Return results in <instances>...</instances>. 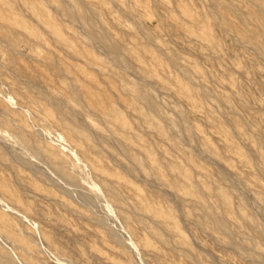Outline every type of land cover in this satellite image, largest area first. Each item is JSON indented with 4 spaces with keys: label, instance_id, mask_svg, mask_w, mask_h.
<instances>
[{
    "label": "rangeland",
    "instance_id": "1",
    "mask_svg": "<svg viewBox=\"0 0 264 264\" xmlns=\"http://www.w3.org/2000/svg\"><path fill=\"white\" fill-rule=\"evenodd\" d=\"M37 1L71 38L63 49L23 0H0V264L4 256L16 264H264L218 231L216 240L198 222L202 209L186 189L239 186L250 203L245 211L264 226V173L239 135L260 141L264 152L260 48L225 30L212 0H105L101 22L131 56L129 68L78 22L57 15L56 7H73L70 0ZM238 1L245 10H264L252 0ZM142 70L167 83L150 87L160 112L150 113L129 90L145 84ZM179 109L188 118L180 128L196 137L187 147L175 146L185 142L172 126ZM148 152L160 158L167 185L152 175ZM136 161L147 165L143 172ZM53 162L80 171L85 191L57 173Z\"/></svg>",
    "mask_w": 264,
    "mask_h": 264
},
{
    "label": "bare ground",
    "instance_id": "2",
    "mask_svg": "<svg viewBox=\"0 0 264 264\" xmlns=\"http://www.w3.org/2000/svg\"><path fill=\"white\" fill-rule=\"evenodd\" d=\"M70 1L73 4V7H71L72 9L68 8L69 9L68 10L67 9L68 6L67 7H64V6L56 7L57 9L55 7H52V8H54V10L56 9L57 15L58 14L64 15L66 21L78 22L82 26V28H84L85 32L89 36H91L100 46H102L109 55H111L112 57H114L115 59L120 61L125 66H127L129 68H134V64L131 61V56L127 55L125 53V51L122 49L121 44L109 35L107 28L101 22V18H100L101 11L99 9L104 8L105 0H70ZM252 1H254L260 5H264V0H252ZM212 2H213V12L218 16L219 21L223 25L222 27H224L225 30L230 31L231 33H233L235 36L239 37L240 39L241 38L247 39L246 41H250V42L255 43L260 48V50L264 53V10L263 9L259 8L257 10H251V9L245 10L243 8V5L238 0H212ZM23 4H24L26 10L32 11L36 17L43 18L45 20L47 25H49L51 31L54 33V36L55 35L57 36V41L59 42L60 46L63 49L66 46H68V43H69L71 37L68 36L66 33H64L65 30L61 31L60 29H58L56 27L57 24L55 26L54 16H52L50 14V12L46 11L43 8L42 3L38 2L37 0H23ZM64 16H63V18H64ZM64 27H67V26H64ZM220 28H221V25H220ZM70 30L72 31V33H74V37H72V39L73 40L75 39L78 43H80L81 38L79 37V35L75 32V30L73 31L71 28H70ZM22 48H24V47H22ZM22 48H21V50L25 49V48L24 49H22ZM52 58H53V62L50 64L52 65L53 69H57L58 68V61L57 60L59 59V57L56 54V55H53ZM48 60H46V61H48ZM66 67H64V68H66ZM49 69H51V68L49 67ZM17 70L21 75L25 74L21 68L20 69L18 68ZM66 71H67V69H66ZM142 72H143V74H146L145 76H147L145 78V80H146L145 84H143L142 86L136 85V84H131L129 86V90L132 92L134 99L142 102L144 104V106H146L147 110L150 113L160 112L158 103L156 102V99L154 98L153 94L151 93L150 87H151L152 83L159 84L162 87H167V83L159 82V81L155 80V78L151 74H149L148 72H146L144 70H142ZM81 78H83V77H81ZM139 78H141V77L139 76ZM142 80H144V79H142ZM85 81H86V79H85ZM93 84H94V82H93ZM78 89H80V88H78ZM63 90H65V89H63ZM79 94H80V92H79ZM219 102L221 103V101H219ZM79 109H81V108H79ZM175 112L177 114V122L172 123V126H173V128L181 129L180 126H182L181 125L182 122L185 121L187 118L186 114L182 109L176 110ZM199 115L200 114H198V116ZM81 121L83 122V120H81ZM162 122H163V120H162ZM94 125L102 137H107V133H106L107 131L106 132L102 131L101 130L102 128L100 129V127L96 123H94ZM181 132H182V136H184V138H185V142L177 141V142H175V146L176 147H187L190 144L193 145V143L196 141V137L193 134V132L187 127H183L181 129ZM239 135L242 136L244 138L245 142L255 151L256 157H257L258 167L264 173V152L262 151L260 141H258L256 143H251V141H249L248 137L244 133H239ZM11 136L13 139L19 141V144H21L20 142H22V139H21L19 134L12 133ZM151 147H153V146H151ZM196 148H198V147H196ZM202 148L207 150L214 157H216V158L219 157L218 153H216L214 150H212L208 145L204 144V145H202ZM22 149H24V148H22ZM24 158H26V157H24ZM29 158L31 159V157H29ZM146 160L149 162V166H150V170L152 171V175L157 180L164 182L163 181V173L161 172V170L158 167V165H160V163H161L160 158L153 157L151 155V153L148 152V153H146ZM209 160H211V158ZM213 161H216V162H218V164L220 163V164L226 166L225 163H223L219 159L218 160L215 159ZM243 161L246 163L248 162L247 158H245V157H243ZM26 164L28 165L27 167H29V166L34 167L33 163H31L29 161H26ZM135 165L142 172L145 170V168L147 166V165H145V163H142L141 161H136ZM222 165H220V166H222ZM52 166L55 169V171L57 173H59L60 175L64 176L68 180V182H70L71 184H73V185H75L81 189H84L83 191H85V188L87 187L86 178L80 173V171L73 170L72 172H67L65 169L62 168V166H60L59 164H57L55 162L52 163ZM36 169L38 170V168H36ZM222 169L224 170L225 167H223ZM39 170H41V169H39ZM226 171H229V170H226ZM229 173L237 174L232 170H230ZM43 174H45V173H43ZM47 175H49L48 171H47ZM54 175L52 174V176L58 180L57 176L55 177ZM183 176H184L183 178L185 180H189L191 178L190 175H187L185 173ZM59 180H61V179H59ZM52 182H54V181L52 180ZM60 182H62V180ZM153 182H155V181H153ZM64 183H63V185L61 183L60 184L61 186L59 184H57V185L62 187L66 184V183L65 184ZM64 187L66 188V186H64ZM158 188H160V187H158ZM244 188H245V190H251L250 186L246 183H244ZM66 189H69V187L67 186ZM186 189L191 194L193 200H195V202L198 203V205L202 209L203 214L200 217H197L198 222L200 224H202L203 226H205L207 229H209L210 232L212 233V235L216 238V240L221 239V237H219V235L216 234L218 231L219 234L221 233L222 235H225L228 238V242L230 245L236 246L237 248L244 250V251L249 250L250 254H252L253 256H256L262 262H264V248L261 247V245L259 244V242H261V243H263V246H264V226L260 222H258L254 218L253 215H251L250 213L245 211L246 206L249 205L250 203H249L247 197L245 196V193L242 191V189L241 190L239 189V186H238V188L229 187L228 189H224V188H220V187H214V186L204 187V188H197L196 187L194 189L186 188ZM104 190L108 196L114 197L115 194L111 188L104 187ZM64 192H65V190H64ZM166 192H168V191H166ZM65 194H66V192H65ZM167 194H169V193H167ZM76 195H77V193H76ZM76 195H75V197H76ZM211 197H213L215 199L214 202L210 201ZM83 198L85 200L91 202V203H94V204L96 203V201L91 199V197L87 194H83ZM179 199L183 200L182 197H180V196H179ZM234 199L236 200V202L233 201ZM256 202H258V203H256ZM256 202L255 203H256L257 207H260L261 204L259 203V201L257 200ZM261 207L263 208V206H261ZM250 209H252V208H250ZM102 212H104V211H102ZM106 217L108 218V216H106ZM237 219L240 220V222L237 221ZM191 223H193V222H191ZM193 225H194V223H193ZM110 235H113V233L110 232ZM127 248H129V247H127ZM227 248H229V247H227ZM134 249H137V248H134ZM135 252H137V251L135 250ZM4 261L6 264H16L9 256H4ZM18 262H20V261H18Z\"/></svg>",
    "mask_w": 264,
    "mask_h": 264
}]
</instances>
